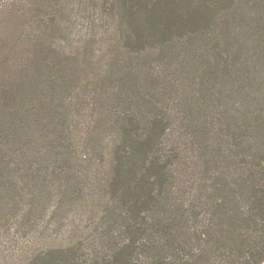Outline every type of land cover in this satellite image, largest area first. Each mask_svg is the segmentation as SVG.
I'll use <instances>...</instances> for the list:
<instances>
[{
    "label": "trees",
    "instance_id": "16d2710c",
    "mask_svg": "<svg viewBox=\"0 0 264 264\" xmlns=\"http://www.w3.org/2000/svg\"><path fill=\"white\" fill-rule=\"evenodd\" d=\"M21 1L0 0L1 190L82 194L89 224L25 264H263L264 0H87L70 50L40 21L58 0Z\"/></svg>",
    "mask_w": 264,
    "mask_h": 264
},
{
    "label": "rangeland",
    "instance_id": "374dc122",
    "mask_svg": "<svg viewBox=\"0 0 264 264\" xmlns=\"http://www.w3.org/2000/svg\"><path fill=\"white\" fill-rule=\"evenodd\" d=\"M14 1L12 6L17 0ZM86 1L58 0L54 7H49L50 5L46 1L41 2L39 5L42 10L40 21L49 23L53 18L55 23L58 22V30L52 38L53 45L57 47L63 44L70 50L72 45L74 47L79 40L82 42L81 39L87 35L88 31L93 30L97 14L95 10L92 12L93 9H89L90 5L86 7ZM19 4L20 7L27 9L33 7V3L29 0H22ZM86 15L89 17L87 24L81 20ZM104 30V28L101 29V36H93L89 40L91 44L88 56L97 52L100 55L103 54L107 46L106 40L104 41V36H102ZM79 58L85 59L86 53L80 52ZM81 170H86V168L81 167ZM82 175L81 177L86 182L95 179L92 170L82 171ZM76 186L73 184L75 189H72L71 193L77 192ZM67 187L69 188V186ZM54 191L56 190L54 189ZM48 197L43 200L36 199L31 207L29 204L30 194L27 195L24 192L19 198L12 191L1 190L0 186V264H25L28 257L36 256V252L40 256L46 254L44 259L46 261L51 256L54 257L56 246H66L67 242L79 235L80 232L86 234L87 231L84 229L89 224L83 221V207L87 205L85 201L82 203L78 201L79 198H83L82 194L81 197L70 196L69 205L63 206L56 212V203L52 202L53 197ZM21 198L22 200H20ZM93 201L96 200L94 198L89 200V202ZM56 258L60 259L61 256Z\"/></svg>",
    "mask_w": 264,
    "mask_h": 264
}]
</instances>
